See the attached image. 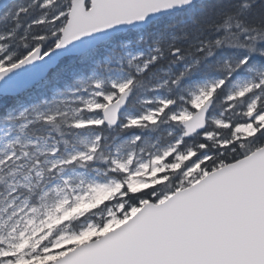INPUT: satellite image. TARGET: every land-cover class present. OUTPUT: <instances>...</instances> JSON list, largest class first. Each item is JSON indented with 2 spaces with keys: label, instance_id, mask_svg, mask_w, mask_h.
<instances>
[{
  "label": "snow or ice",
  "instance_id": "obj_1",
  "mask_svg": "<svg viewBox=\"0 0 264 264\" xmlns=\"http://www.w3.org/2000/svg\"><path fill=\"white\" fill-rule=\"evenodd\" d=\"M0 264H264V0H0Z\"/></svg>",
  "mask_w": 264,
  "mask_h": 264
}]
</instances>
